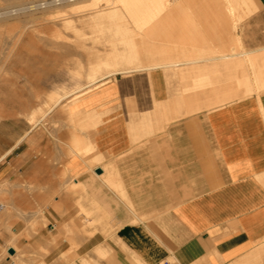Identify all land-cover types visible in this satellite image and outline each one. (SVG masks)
<instances>
[{
  "label": "crops",
  "instance_id": "0c3cea01",
  "mask_svg": "<svg viewBox=\"0 0 264 264\" xmlns=\"http://www.w3.org/2000/svg\"><path fill=\"white\" fill-rule=\"evenodd\" d=\"M209 17L216 24L202 41L209 56L116 74L106 85L83 95L73 111L101 113L96 127L82 131L80 124H71L68 131L67 117L56 111L61 127L54 133L64 160L55 163L46 157L57 150L45 136L41 155L26 157L29 145L24 138L29 131L15 132L13 123L0 126V187H18L25 178L50 182L51 174L63 165L77 176L76 182L88 187L90 197L107 206L106 213L119 225L118 237L132 253L117 249L100 264H163L168 257L177 264H248L264 252V89L251 94L242 90L244 58L252 86L264 83V75L257 78L254 73L260 66L264 70V64L252 68L247 62L248 57L264 59L263 31L246 39L249 50L233 46L252 28L262 29L263 15L235 30L222 24L221 16ZM197 81L201 89H195ZM84 138L104 156L102 163L91 166L77 154L67 155L70 142L82 148L84 143L78 140ZM107 177L120 182L127 202L103 186ZM4 210L0 205V221L7 225L10 216ZM23 227L18 224L14 231ZM42 234L48 237L45 229ZM9 238L4 231L0 243ZM97 241L92 239L91 245ZM50 250L43 260L48 264L58 258L56 248ZM261 261L264 257L252 264Z\"/></svg>",
  "mask_w": 264,
  "mask_h": 264
},
{
  "label": "rangeland",
  "instance_id": "374dc122",
  "mask_svg": "<svg viewBox=\"0 0 264 264\" xmlns=\"http://www.w3.org/2000/svg\"><path fill=\"white\" fill-rule=\"evenodd\" d=\"M81 1L82 2L79 5H76L80 7L78 8L79 10L77 9L78 12L75 13L74 11H72L74 12V14H67V17L66 16L58 17L55 19H51L54 15L48 14L40 20V19H29L24 16L25 14L23 12L25 10H29L25 7L28 6L27 3H29L30 1L29 2L28 0L24 1V4L21 5L18 3L14 4L8 0H0V13H1L0 14L1 15L0 16V35L5 34V35L0 36V46L2 44L1 46L2 48H0V56H1L0 57V94H1L0 96V126L4 123H9V124L13 123L12 125H14L15 132H19V131L22 132L26 130L29 131V133L24 138V141L26 142V144L29 145V150L25 154L26 157L27 155L29 156L30 155L40 156L41 155L42 149L40 147V143L42 142L43 140L42 138H44V136L47 138V141L50 142V144L54 148H56L55 150H57L59 141H58L57 136L54 135L55 134L54 132L59 131V128H60V124H59L60 119L58 117H55L56 115L55 112L57 110L59 112L62 111L63 115L67 117L68 131H69V126H71L73 122H75L74 124H80L81 126H83V127L79 126V129L82 131L88 130L89 127H96L101 122L102 114L96 113L97 111L95 110H92L91 111L92 113L91 112L89 113L86 110H83L80 112H74L73 109L75 108L77 101H79L83 95L88 94L106 85L111 80V78L114 75H116L112 73L111 75H108L107 81L106 83H104V85L96 84V82L93 84H90L89 86L87 85L89 82V80L87 79V75H89V73H91L94 69H96L95 67L98 68L99 66L102 68L100 69L99 74L105 73L107 71H112V69L114 68L113 66H110V65L106 66V64L104 65L102 64V62L106 63L109 61L110 64H113V62L111 61L116 60L115 55H117L118 53L119 54L117 56H119L120 54H121L120 57L125 56L123 59L119 58L122 60L123 62L122 66H124L125 68L128 69L129 67H131L134 69L136 68L135 66L140 67V69L127 72L126 74L134 73V72L149 71L143 68V66L141 67L140 64H142V60L144 61L142 65H144L145 67V66L153 65L154 61L156 64H159L161 62L162 63L171 62L172 64H176L179 62H189V61L195 60V58L201 59L203 58V56H209L208 52L206 54L204 53L208 51V49L203 46V42H202L203 37L208 36L207 35L208 32L213 31L214 29L213 27L216 25L213 20H210L209 15H213L217 17L221 16L223 19L222 24L226 25L227 28H231V29L233 28L234 30L236 29L235 26L238 27V25L239 26L242 25L243 27H246L247 25L250 24V22H252V20L257 15L259 14L263 15V22H261L260 24L262 26V29L257 30V29L252 28L247 35H245L244 33V36L241 41L239 40L233 41V46L239 49L242 48L244 52L249 50L245 43L247 38L255 37L257 35L256 31H259L258 33H261L263 31L262 35H264V10L260 11L259 13H254V11H251L255 7V5L252 2H250L251 5L244 6L243 9L240 8L239 10V8H237L236 16H232L230 14L223 13L224 11L223 7L222 5L221 6L219 5L218 7L217 0H191L189 1V3L186 1H183L182 10L185 8V10L183 11L178 9L180 7L179 1L172 0L170 2L171 9L168 11L173 12L172 13L173 16L167 17L166 19L165 15L168 13L163 12L159 17V20L157 21V23L159 24V29L157 31V36H156L157 38H156L155 46L153 45L154 49L153 48L150 49L149 47L140 49L138 52L139 54L138 53L136 54L137 56L134 55L135 53L133 52L131 47L125 44L123 45V43L119 41L117 42L118 38L121 36L115 35L114 29H112V33H111V30L108 28H107L108 30L106 29L107 31L104 30V32L98 31L95 28L97 24L95 22L94 23L92 22L91 24L87 22H86L87 24L84 22H78V24L80 25L79 29L77 30L78 32L73 31L71 29L65 30L67 31L66 35L71 36V37L68 36L69 40L71 41L74 40V42L83 41L85 43L86 46L84 48H80L78 50L79 52L77 51L72 54H66V53L64 54V51L61 52L59 48L56 49L55 47H52L51 49V47H47V46L41 47L42 44L39 43L40 42L39 38H48V39L56 40V39H61L60 37L58 38V35L60 34V32H62L63 34L66 33V32H63L64 30L62 31L61 27L53 25V21L59 20L63 22L64 18L65 20L75 19L77 21L81 17V15L87 12L85 10H88V9H91L97 6L99 7L101 5L109 4L112 2V0H93V2L89 1L87 3L82 4L85 1L84 0H81ZM115 1H116L115 4L117 5L118 0H115ZM42 2L44 1H41L40 3ZM80 5L83 6L82 10H81ZM85 5H87L86 8H85ZM19 6L20 8H18ZM45 6L46 5L42 6V10L48 9V7H45ZM56 6L58 7L64 6V4L61 3ZM21 7L24 8V10H22ZM66 8L70 9V7H66ZM216 8H218L217 11L219 13H216L217 12ZM244 10H246L247 12H245ZM5 12H7V14ZM239 15H242V17H240ZM238 17H240L241 19L240 18L238 19ZM79 20L81 21L83 19L80 18ZM104 20H105L104 23H106V26H107L109 23L108 19L104 18L103 21ZM17 21H20V22H17ZM22 22L23 23L25 22L26 24L25 23L22 24ZM4 23H7V24H4ZM181 23L183 24L187 23L186 26L188 25L189 29L187 28L185 30H181L179 28V25ZM21 26H23V28ZM85 26H88V27H85ZM43 28L45 29L43 30ZM186 30L187 31L189 30V31L187 32ZM84 31H85V34H84ZM96 31L98 32L97 34H96ZM93 33L94 35H92ZM13 35L14 36L16 35L15 36L16 39L19 40V43L21 41V44H18L17 46L13 45V43L15 42V41L13 42V40L15 39L13 38L14 37ZM77 35L78 37L76 39L75 36ZM18 37H21V38H18ZM29 38H32L33 40ZM34 39H36V41ZM31 40L33 44L35 43L34 45H36V47L32 48L31 44L26 45L24 43V42H28ZM113 40L116 41L115 42L116 44H113L111 42ZM106 44L109 45L110 47L108 46L106 47ZM118 46L120 48H118ZM49 48H50V51H49ZM193 48H199V50L196 53L186 52ZM45 49H47L48 51ZM155 50H157L158 52ZM145 51H147V56H146ZM39 52L42 54H40ZM150 52L152 55L150 54ZM214 53L224 54L225 52L222 50H216V52ZM129 54L134 55L133 56L134 60L130 61L128 59ZM79 55H82V57L81 56L78 57ZM154 55H155V58H154ZM37 56L38 58L40 57L41 59V60L39 59L40 61L39 60L36 61L38 59ZM139 56L140 58H138ZM169 57L171 59H169ZM32 58L35 61H33ZM43 59L44 61H42ZM149 61L153 63H150ZM250 61L253 63H251ZM250 61L248 62L251 63L249 64H250V67L252 68H255V67H258L264 64V59L260 61H252V60ZM44 63H48V64H44ZM86 63H87V70H86ZM30 64H32V66ZM258 70H255V73H256L255 77H257L258 75L257 73H259ZM76 74L79 76H77ZM245 74L246 76L242 80H244V82L246 80L250 84L249 88L251 86V88L253 89V91H251L250 93L261 92L262 90L261 91L256 90L257 85L260 86L261 83L259 82V84H257L256 86H252V84L249 82L250 78H249L248 72L245 71ZM242 76L243 74L241 75V77ZM105 78L106 77H104L103 79L101 78L99 80H104ZM37 79L40 80L39 83L37 82L38 81ZM77 79L79 82L81 79L83 83L82 82L79 83ZM237 79H238V85H239L241 79H239V77H237ZM196 83L197 85L198 83L201 85V86L198 85L199 86L198 89H201L202 83L199 81H197ZM79 85L83 87L81 88ZM98 86L100 87L97 88ZM31 88L32 89L34 88V90H32ZM36 88H38V90ZM67 89L69 90L68 92L66 91ZM31 90L33 94L30 93ZM242 90H243V93L248 94L246 92V87L244 84L242 85ZM36 91L40 93L38 94ZM55 91L58 92V94L61 92V94L48 95V94H51L50 92H53L52 94L56 93ZM76 92L78 93V96ZM64 93L66 94L68 93L67 97H65L66 94L64 95ZM75 94L77 97L75 96ZM72 95L74 96L72 97ZM52 96H56V99L60 96V99H61L60 101L62 103L59 101V103L53 109L49 111V107L52 106L56 101L55 99L52 98ZM46 98L47 99L49 98L48 102L51 101L49 105L48 103L46 104L47 102V100H45ZM51 98L52 100H50ZM30 99L35 103L33 104V102ZM42 99H44V101ZM52 101H53V104H52ZM43 104H46V106ZM32 107H34V109L35 108L39 109L40 107H44L43 111H41L40 113L38 111L37 113L38 115L36 118L37 119L36 125L30 124L31 123V113L33 112ZM58 107H60V109H58ZM30 108L32 109L30 110ZM68 108L71 110L68 111L67 110ZM44 112L45 113L47 112V113L45 114ZM68 112L70 113V115ZM71 112H74V113L71 114ZM72 127L74 128L73 130L74 133H76L75 131L76 127L75 126H72ZM64 129L65 128L63 126V130ZM38 132L39 134H43V135L41 136V138L36 139L34 138V134H38ZM84 139H86L87 141L86 143H88L92 147V145L90 144V140H88V138H84ZM86 143H84V146H86L85 145ZM70 144L72 146L78 145L76 141L74 144L73 140L70 142ZM87 154H89V156L97 157V159L93 163H91V166L102 163L104 161V156L97 150L95 145L92 147L91 151H88ZM67 155L68 156L72 155V150L68 149ZM46 157L50 160V162H55V163H58L61 158L58 150L54 151L53 149L51 150L49 155H46ZM61 160H64V157H62ZM62 164H64V161L62 162ZM56 173L57 174L55 175L53 173L51 174L50 182H42V181H37V180L35 182H27L25 180L26 178L24 180L23 178H21L20 180H23L24 182L20 181V186L15 187L13 185H10V186L5 187L6 190H0V205L5 204L4 209L6 210V212L7 211L9 213L11 212L10 214L8 213L10 216L9 217L10 219H8L7 225L6 223L5 225L3 224L4 220L0 223V236L2 235L4 231L7 232L10 236L8 241L7 239H5L4 243H0V264H48V263L43 262V260H44V257L48 256L51 253V250H50L51 247L56 248V252L58 256L57 260L52 262L51 264H100L103 260L105 259L109 260L110 257H113L112 255L114 253H117V249L131 254L132 252L129 250V248L126 245H124L122 243L121 238L118 237V233L120 232V230L118 229L119 225L114 223V220L112 219L111 214L106 213L107 206H102L97 201V199L90 197L89 194L87 193L88 187H86V185H84L83 183L77 188L70 186L69 183L71 182L72 178L75 176L72 175L69 170H66L63 165L59 169H57ZM71 176L72 178H70ZM104 180H105L103 181L104 187L107 186L110 189L114 190L120 196V199H119L120 201H125V202L128 201V198H125L123 196L122 187H121L120 182L110 180V179L108 181V179L106 178H104ZM58 181H61L63 185L65 182H67V184L64 187V190H66V193L68 194L65 193L66 194L65 195L64 193H62L63 191L61 187H59L58 189V185H57ZM31 186L33 189L32 188L30 189ZM2 187L3 186H1L0 188ZM56 189H58L57 192L59 191L57 194H55L56 192L55 193L52 192V190L56 191ZM60 189H61V193H60ZM10 190L13 192L12 196L10 195V192H11ZM28 192L34 193L36 196L34 197L20 196V194L22 195ZM51 192L54 193L53 195H55L56 197L51 195L52 194ZM15 201L20 203V205L16 203ZM14 203L17 209L15 207L14 208L12 207V205L15 206ZM21 207H22V210L19 209ZM18 209L20 210V212ZM74 210H77V212L73 213L72 211ZM15 211H17L16 212L17 214L15 213ZM22 211L25 213V216L23 215L24 213L22 214ZM46 212H49V213L46 214ZM18 214L19 215L21 214L20 217H18L19 216ZM135 222H138V220H135ZM18 224L24 227H23V230L16 233L14 231V227H16ZM44 229L47 231L48 237H44V235L42 234ZM12 237H16V243L19 244L20 256L17 258L19 259L18 260L19 262H17L16 259L11 258L8 253V250L6 249V247L10 245V239ZM83 238L85 239L83 240ZM98 238H99V243L97 241L96 245L95 244L91 245L92 239H94L95 241V239H98ZM33 240L36 243L34 246L32 244ZM60 242L62 243L61 244L62 246L59 248L58 243ZM108 242L112 244L114 243L115 247L113 248L112 246H110ZM163 244H164L163 246H166L165 243ZM87 245L88 247L86 248ZM133 255L134 254L131 255L132 259H133ZM263 257H264V252L260 255H255L251 257L250 259L251 261H249L248 264H252L253 261L262 259ZM168 260L169 262H163V264H177L173 258L168 257ZM263 262L264 261H261L260 264H262ZM133 263L136 264L135 262Z\"/></svg>",
  "mask_w": 264,
  "mask_h": 264
},
{
  "label": "bare ground",
  "instance_id": "6f19581e",
  "mask_svg": "<svg viewBox=\"0 0 264 264\" xmlns=\"http://www.w3.org/2000/svg\"><path fill=\"white\" fill-rule=\"evenodd\" d=\"M8 1H10V2H12V3H18V4H21V5H23L24 4V1H27V0H8ZM30 1V2H29ZM41 1H44V2H42V3H40ZM85 2H83L82 4H84V3H87V2H89V1H92L93 2V0H84ZM172 0H118V2H119V4H118V2H117V5L115 4L116 3V1L115 0H112V2L111 3H109V4H105V5H101V6H97V7H93V8H91V9H88V10H85V11H87L86 13H84L83 15H81V17L80 18H82L83 20H72V19H70V20H65V18H64V21L63 22H61V21H53V25H56V26H59V27H61V29H62V31L63 32H66L65 34H63L62 32H60V34L58 35V38L60 37L61 39H56V40H53V39H48V38H39L40 40V44H42L41 45V47L42 46H47V47H51V49H52V47H55L56 49L57 48H59L60 50H61V52L62 51H64V54L66 53V54H72V53H75V52H77L80 48H84L86 45H85V43L83 42V41H78V42H74V40L73 41H71V40H69V38H68V36H70V35H66L67 34V31H65L66 29H71V30H73V31H76V32H78L77 30L79 29V24H78V22H84V23H89V24H91L92 22L94 23H97L96 24V27H95V25H94V27L98 30V31H103L104 32V30H106L107 28L108 29H110L111 30V33H112V29H114V32H115V35H120L121 37H119L118 38V40H117V42L119 41V42H121V43H123V45L125 44V45H128L129 47H131L132 48V50H133V52L135 53L134 55H136L138 52H139V50L140 49H143V48H145V47H149L150 49L151 48H153V45L155 46V43H156V36H157V31H158V29H159V24L157 23V21L159 20V17H160V15L163 13V12H167L168 14H166L165 16V18L167 19V17H171V16H173L172 15V13L173 12H169L168 10H170L171 9V7H170V2H171ZM177 1H179V4H180V7L178 8V9H180V10H182V3H183V1H186V2H188L189 3V1H191V0H177ZM28 2L29 3H27V7H25V8H27V9H29V10H25L23 13L25 14L24 16L26 17V18H29V19H42L44 16H46V15H54L51 19H55V18H58V17H67V14H74V12L76 13V12H78L77 11V9L78 8H80V7H78V6H76V5H79L82 1L81 0H28ZM91 2V3H92ZM96 2V1H95ZM217 5H218V7H219V5L221 6L222 5V7H223V13H227V14H230V15H232V16H236V10H237V8H239V10H240V8H242L243 9V7L244 6H248V5H251V3L250 2H252L254 5H255V7H254V9H252L251 11H254V13H257L259 10H261V9H263L264 8V0H217ZM64 4V6H56V5H58V4ZM98 3H100V2H98ZM108 3V2H107ZM5 4V3H4ZM65 4H67V5H65ZM43 5H46L45 7H48V9L47 10H42V6ZM100 5V4H99ZM187 5V4H186ZM81 6V5H80ZM86 6L87 5H85V8H86ZM92 6V5H91ZM2 7V6H1ZM66 7H70V9L68 8H66ZM82 7L83 6H81V10H82ZM18 8H20V6L18 7ZM22 8V7H21ZM188 8V7H187ZM252 8V7H251ZM245 9V8H244ZM7 10V9H6ZM12 10H14V9H12ZM21 10V9H20ZM22 10H24V8H22ZM21 10V11H22ZM79 10V9H78ZM84 10V9H83ZM183 10H185V8L183 9ZM182 10V11H183ZM218 10V8H216V11ZM250 10V9H249ZM72 11H74V12H72ZM245 12H247L246 10H244ZM239 12V11H238ZM250 12V11H249ZM6 14H7V12H5ZM21 13V12H20ZM216 13H219L218 11L216 12ZM251 13V12H250ZM1 14V13H0ZM247 14V13H246ZM249 14V13H248ZM22 15V14H21ZM80 15V14H79ZM175 15V14H174ZM250 15V14H249ZM1 16V15H0ZM69 16V15H68ZM238 16V15H237ZM240 17H242V15H239ZM7 17V16H6ZM5 17V18H6ZM240 17H238V19L240 18ZM5 18H3V19H5ZM69 18V17H68ZM68 18H66V19H68ZM108 19V25L106 26V23H104L105 22V20L103 21V19ZM161 19V18H160ZM241 19V18H240ZM23 20V19H22ZM39 20V21H40ZM62 20V19H61ZM4 21H6V20H4ZM3 21V22H4ZM30 21V20H29ZM51 21V20H50ZM101 21V22H100ZM107 21V20H106ZM17 22H20V21H17ZM37 22V21H36ZM25 23V22H24ZM23 22H22V24H24ZM39 23V22H38ZM86 23V24H87ZM4 24H7V23H4ZM26 24V23H25ZM42 24H44V23H42ZM46 24V23H45ZM50 24V23H49ZM48 24V25H49ZM187 24V23H186ZM186 24H183V23H181L180 25H179V28L181 29V30H185V29H187L189 26L187 25L186 26ZM28 25V24H27ZM37 25V24H36ZM47 25V26H48ZM11 26V25H10ZM38 26V25H37ZM40 26V25H39ZM51 26V25H50ZM84 26V25H83ZM7 27V26H6ZM12 27V26H11ZM22 28H23V26H21ZM20 27V28H21ZM41 27V26H40ZM49 27V26H48ZM85 27H88V26H85ZM236 28H237V26H235ZM38 28V27H37ZM45 28H43V30H44ZM53 29V28H52ZM90 29V28H89ZM107 29V30H108ZM189 29V28H188ZM233 29V28H232ZM12 30V29H11ZM10 30V31H11ZM14 30V29H13ZM17 30V29H16ZM27 30V29H26ZM28 30H29V28H28ZM32 30V29H31ZM42 30V29H41ZM106 30V31H107ZM174 30V29H173ZM23 31V30H22ZM187 31V30H186ZM189 31V30H188ZM187 31V32H188ZM193 31V30H192ZM18 32V31H17ZM28 32V31H27ZM33 32V31H32ZM56 32V31H55ZM72 32V31H71ZM75 32V33H76ZM3 33V32H2ZM13 33V32H12ZM19 33V32H18ZM23 33V32H22ZM69 33V32H68ZM98 32L96 31V34H97ZM108 33V32H107ZM21 34V33H20ZM39 34V33H38ZM52 34V33H51ZM56 34V33H55ZM77 34V33H76ZM83 34V33H82ZM84 34H85V31H84ZM90 34V33H89ZM100 34V33H99ZM103 34V33H102ZM109 34H110V32H109ZM2 35H5V34H2ZM2 35H0V36H2ZM9 35V34H8ZM35 35V34H34ZM49 35V34H48ZM79 35V34H78ZM78 35L77 36H75L76 37V39H77V37H78ZM92 35H94V33L92 34ZM114 35V36H115ZM10 36V35H9ZM14 36V35H13ZM16 36V35H15ZM13 37V38H15L14 40H13V45L14 46H17L18 44H21V41H20V43H19V40L18 39H16V37ZM20 36V35H19ZM28 36V35H27ZM43 36H44V34H43ZM85 36V35H84ZM96 36V35H95ZM153 36H155V37H153ZM11 37V36H10ZM52 37V36H51ZM71 37V36H70ZM81 37V36H80ZM94 37V36H93ZM97 37V36H96ZM116 37V36H115ZM238 37H240V36H238ZM4 38V37H3ZM12 38V39H13ZM18 38H21V37H18ZM28 38V37H27ZM26 38V39H27ZM56 38V37H55ZM73 38H74V36H73ZM86 38V37H85ZM89 38V37H88ZM91 38V37H90ZM111 38V37H110ZM151 38V39H150ZM29 39H32V38H29ZM38 39V38H37ZM72 39V38H71ZM99 39V38H98ZM112 39V38H111ZM2 40H4V39H2ZM21 40V39H20ZM23 40V39H22ZM28 40V39H27ZM33 40V39H32ZM32 40L31 41H28V42H24L26 45L27 44H31L32 45V48H34V47H36V45H34L33 43H32ZM35 41H36V39H34ZM34 41V42H35ZM95 41V40H94ZM158 41V40H157ZM9 42V41H8ZM113 44H116L115 42V40H113V41H111ZM110 42V43H111ZM104 43V42H103ZM107 43V42H106ZM153 43V44H152ZM4 44V43H3ZM24 44V45H25ZM38 44V43H37ZM39 44V45H40ZM119 44V43H118ZM30 45V46H31ZM1 46H2V44H1ZM0 46V48H2ZM3 46H5V45H3ZM110 47L109 45H107L106 44V47ZM20 47V46H19ZM25 47V46H24ZM29 47V46H28ZM28 47H26V48H28ZM124 47V46H123ZM14 48V47H13ZM30 48V47H29ZM38 48H40V47H38ZM45 48V47H44ZM54 48V49H55ZM113 48H115V47H113ZM118 48H120L119 46H118ZM117 48V49H118ZM5 49V48H4ZM6 49H7V47H6ZM21 49H22V47H21ZM31 49V48H30ZM36 49V48H35ZM55 49V50H56ZM87 49H88V47H87ZM103 49V48H102ZM109 49V48H108ZM154 49V48H153ZM156 49H158V48H156ZM38 50V49H37ZM42 50V49H41ZM40 50V51H41ZM45 50H47V49H45ZM44 50V51H45ZM146 50V49H145ZM7 51V50H6ZM9 51V50H8ZM25 51V50H24ZM35 51V50H34ZM33 51V52H34ZM48 51V50H47ZM49 51H50V48H49ZM109 51V50H108ZM153 51V50H152ZM155 51H157V50H155ZM164 51V50H163ZM166 51V50H165ZM17 52V51H16ZM15 52V53H16ZM54 52V51H53ZM56 52V51H55ZM79 52V51H78ZM112 52V51H111ZM116 52V51H115ZM146 52V56H147V51H145ZM158 52V51H157ZM242 52H244V51H242ZM250 52V51H249ZM9 53H11V52H9ZM14 53V52H13ZM27 53H29V52H27ZM32 53V52H31ZM36 53H37V51H36ZM40 53V52H39ZM38 53V54H39ZM45 53V52H44ZM59 53V52H58ZM117 53V52H116ZM153 53V52H152ZM159 53H160V51H159ZM258 53V52H257ZM23 54V53H22ZM40 54H42V53H40ZM60 54V53H59ZM78 54V53H77ZM76 54V55H77ZM80 54V53H79ZM107 54V53H106ZM111 54V53H110ZM109 54V55H110ZM115 54V53H114ZM119 54V53H118ZM117 54V55H118ZM139 54V53H138ZM150 54H151V52H150ZM235 54V53H234ZM234 54L232 55V56H234ZM260 54V53H259ZM108 55V56H109ZM117 55H115V58H116V60L115 61H111V62H113V64H110V62L108 61V62H102V64H106V66L107 65H110V66H113L114 68L112 69V71H107V72H105V73H100L99 74V71H100V69H102L101 67H99L98 65V68L97 67H95L96 69H94L91 73H89V75H87V79L89 80V82H88V86L90 85V84H93V83H95L96 82V84H99V85H104V83H106V81H107V78H108V75H111V73L112 74H126L127 72H131V71H133V70H138V69H140V67L139 66H135L136 68H131V67H129L128 69L127 68H125L124 66H122L123 65V62H122V60L121 59H123L125 56H121L120 57V55L119 56H117ZM133 54L132 55H130L129 54V56H128V59L131 61V60H134L133 59V56H134ZM152 55V54H151ZM156 55H157V53H156ZM70 56V55H69ZM82 57V55H79L78 57ZM137 56V55H136ZM149 56V55H148ZM243 56V55H242ZM242 56H241V58H242ZM1 57V56H0ZM12 57V56H11ZM10 57V58H11ZM24 57V56H23ZM33 57V56H32ZM42 57V56H41ZM106 57H107V55H106ZM152 57V56H151ZM204 57V56H203ZM245 57V56H244ZM243 57V58H244ZM247 57V56H246ZM258 57H260V56H258ZM7 58V57H6ZM5 58V59H6ZM16 58H18V57H16ZM37 58H38V56H37ZM119 58H121V59H119ZM127 58V57H126ZM138 58H140V56L138 57ZM154 58H155V55H154ZM226 58V57H225ZM250 60H252V57H248ZM9 59V58H8ZM14 59V58H13ZM33 59V58H32ZM31 59V60H32ZM40 59V57L36 60V61H38ZM57 59V58H56ZM63 59V58H62ZM104 59H106V58H104ZM114 59V58H113ZM136 59V58H135ZM169 59H171L170 57H169ZM196 59V58H195ZM245 59V58H244ZM243 59V61H242V69L244 70V72H245V60ZM247 59V58H246ZM247 60V62L248 61H250V60ZM253 59H255L254 57H253ZM256 59H257V57H256ZM41 60V59H40ZM39 60V61H40ZM121 60V61H120ZM155 60V59H154ZM153 60V61H154ZM166 60V59H165ZM180 60H182V59H180ZM30 61V60H29ZM33 61H35L34 59H33ZM42 61H44V59L42 60ZM89 61V60H88ZM100 61H102V60H100ZM105 61V60H104ZM140 61H141V59H140ZM147 61V60H146ZM151 61V60H150ZM149 61V62H150ZM187 61V60H186ZM199 61V60H198ZM257 61V60H256ZM15 62V61H14ZM48 62V61H47ZM139 62V61H138ZM143 60H142V64H143ZM159 62V61H158ZM157 62V63H158ZM161 62V61H160ZM251 62V61H250ZM249 62V63H250ZM5 63V62H4ZM3 63V64H4ZM33 63V62H32ZM89 63V62H88ZM93 63H95V62H93ZM101 63V62H100ZM150 63H153V62H150ZM162 63V62H161ZM159 63V64H156L155 63V61H154V64L153 65H149V66H145L144 67V65H142V64H140L141 65V67L143 66V68H145V69H147V70H152V69H154V68H156V67H162V66H168L169 67V65H172V63L171 62H166V63ZM251 63H253V62H251ZM250 63V64H251ZM44 64H48V63H44ZM80 64H82V63H80ZM249 64V65H250ZM257 64V63H256ZM31 66H32V64H30ZM35 65H36V63H35ZM27 66V65H26ZM24 67V66H23ZM83 67V66H82ZM109 67V66H108ZM29 68V67H28ZM31 68V67H30ZM32 68H34V67H32ZM37 68V67H36ZM40 68V67H39ZM92 68V67H91ZM164 68V67H163ZM177 68V67H176ZM93 69V68H92ZM132 69V70H131ZM165 69V68H164ZM33 70V69H32ZM49 70V69H48ZM82 70V69H81ZM86 70H87V63H86ZM34 71V70H33ZM37 71V70H36ZM49 72V71H48ZM257 72V71H256ZM258 72L259 73H257L258 75H257V77H261L262 75H264V70H263V68H262V66H260V68H259V70H258ZM40 73H41V71H40ZM74 73H75V71H74ZM80 73V72H79ZM85 73H87V72H85ZM84 73V74H85ZM254 73H255V71H254ZM30 74V73H29ZM256 74V73H255ZM77 75V74H76ZM76 75H74V76H76ZM246 75V74H245ZM34 76V75H33ZM77 76H79V75H77ZM27 77H29V76H27ZM31 77V76H30ZM104 77H106L104 80H99V79H103ZM34 78V77H33ZM76 78V77H75ZM81 78V77H80ZM115 78V77H114ZM86 79V78H85ZM84 79V80H85ZM86 79V80H87ZM110 79V78H109ZM116 79V78H115ZM38 80V79H37ZM76 80V79H75ZM258 80V79H257ZM3 81V80H2ZM36 81V80H35ZM39 81L40 80H38L37 82L39 83ZM77 81H78V79H77ZM260 81V80H259ZM79 82V81H78ZM80 82H82V80L80 79ZM79 82V83H80ZM260 82H262V81H260ZM264 82V81H263ZM30 83V82H29ZM79 83H77V84H79ZM83 83V82H82ZM256 83V82H255ZM243 84L245 85V87H246V92L248 93V94H251L250 92L251 91H253V89L251 88V86H250V88H249V83H246V82H244V80H243ZM262 84V83H261ZM260 84V86H258L257 85V87H256V90L257 91H261V90H263L264 89V83L261 85ZM2 85V84H1ZM40 85V84H39ZM198 85L199 86H201L199 83H198ZM197 85V83H195V89H197V88H199V86ZM32 86V85H31ZM80 86V85H79ZM38 87V86H37ZM81 87V86H80ZM83 87V86H82ZM81 87V88H82ZM100 86H98L97 88H99ZM79 88V87H78ZM32 89V88H31ZM37 90H38V88H36ZM255 89V88H254ZM32 90H34V88L32 89ZM32 90H31V92L30 93H32L33 94V92H32ZM67 92L69 91L68 89L66 90ZM73 91V90H72ZM256 91V92H257ZM37 92V91H36ZM56 92V91H55ZM64 92H65V90H64ZM79 92V91H78ZM38 93V92H37ZM40 93V92H39ZM38 93V94H39ZM51 94H48V95H55V94H58V92H56V93H54V94H52L53 92H50ZM70 93V92H69ZM77 93V92H76ZM35 94V93H34ZM59 94H61V92L59 93ZM58 94V95H59ZM66 93H64V95H65ZM183 94V93H182ZM57 95V96H58ZM63 95V94H62ZM63 95V96H64ZM67 95H68V93L65 95V97H67ZM0 96H1V94H0ZM32 96V95H31ZM38 96V95H37ZM41 96H42V94H41ZM74 95H72V97H73ZM75 96H76V94H75ZM77 96H78V93H77ZM76 96V97H77ZM51 97V96H50ZM49 97V98H50ZM48 98V99H49ZM52 98L53 99H55L56 101H55V103L53 104V101H52V106H50L49 107V111L51 110V109H53L58 103H59V101L61 100L60 99V96L56 99V96H52ZM52 98L50 99V100H52ZM32 99V98H31ZM30 99V100H31ZM47 98L45 99V100H47V102H46V104L48 103V105H49V103L51 102H48L49 100H48ZM64 99V98H63ZM75 99V98H74ZM34 100V99H33ZM43 101H44V99H42ZM32 101V100H31ZM33 102V101H32ZM31 102V103H32ZM61 102V101H60ZM78 102V101H77ZM35 102H33V104H34ZM62 103V102H61ZM46 104H43V105H45L46 106ZM38 105V104H37ZM40 105V104H39ZM47 105V106H48ZM35 106V105H34ZM38 107V106H37ZM61 107V106H60ZM60 107H58V109H60ZM66 107V106H65ZM33 108V112L31 113V123L30 124H32V125H36V122H37V113H38V111H39V113L41 112V111H43V108L44 107H40L39 109H34V107H32ZM32 108H30V110L32 109ZM19 110V109H18ZM47 110V109H46ZM56 110V109H55ZM63 110V109H62ZM68 111H70L71 109H67ZM83 110V109H82ZM58 111V110H57ZM96 111V110H95ZM62 112V111H61ZM60 112V113H61ZM87 112H91L90 110H88ZM45 113V112H44ZM47 113V112H46ZM45 113V114H46ZM56 113H59V111L58 112H56ZM59 113V114H60ZM65 113H66V111H65ZM69 113V112H68ZM72 113H74V112H71V114ZM88 113V114H89ZM92 113V112H91ZM96 113H98V112H96ZM18 114V113H17ZM63 114V113H62ZM54 115H55V113H54ZM69 115H70V113H69ZM61 116H63V115H61ZM97 116H98V114H97ZM100 116V115H99ZM55 117H57L56 115H55ZM60 117V116H59ZM85 117V116H84ZM46 118V117H45ZM97 118V117H96ZM99 118V117H98ZM40 119V118H39ZM39 121V120H38ZM97 122V121H96ZM100 122V121H99ZM75 122H73V124H74ZM66 124V123H65ZM44 125V124H43ZM61 127V126H60ZM55 128V127H54ZM42 132V131H41ZM28 134V133H27ZM38 134H39V132H38ZM54 134V133H53ZM56 134H58L59 135V132H57ZM55 135V134H54ZM31 137V136H30ZM37 137V136H36ZM59 138V137H58ZM61 138V137H60ZM57 141V140H56ZM58 142V141H57ZM78 142H80V143H85L86 142V140L85 139H79L78 140ZM71 147V150H72V154H77L78 156H80L81 158H83L89 165H91V163H93V161H94V158H93V156H89V154H87L88 153V151H91V149H92V147L90 146V145H88V146H84V147H80V144H78L77 146H70ZM10 153V152H9ZM81 162H82V160H81ZM87 164V165H88ZM92 169V168H91ZM79 176V175H78ZM75 177H77V176H75ZM75 177H73L72 178V176L70 177V178H72V180H71V182L69 183L70 184V186H72V187H75V188H77L78 186H80V185H82V183L81 182H76V178ZM106 179H108V181H109V178L107 177ZM70 180V179H69ZM67 181V180H66ZM105 181V180H104ZM65 182V181H64ZM107 183V182H106ZM64 184H66V183H64ZM58 185V189H59V184H57ZM62 186V185H61ZM10 188V187H9ZM32 188V186L30 187V189ZM36 188V187H35ZM66 188H67V186H66ZM65 188V189H66ZM4 190L5 188L4 187H2V188H0V190ZM33 189V188H32ZM58 189H56V191H53L52 190V192H56L55 194H57L58 192H57V190ZM62 191H64L63 189V186H62ZM61 189H60V193H61ZM55 190V189H54ZM69 191V190H68ZM67 191V192H68ZM7 192V191H6ZM51 192V193H52ZM65 193H66V190L64 191ZM54 193H52L51 195H53ZM59 193V194H60ZM11 194V193H10ZM16 194V193H15ZM19 194V193H18ZM66 194H68V193H66ZM65 194V195H66ZM21 195V194H20ZM53 196H55V195H53ZM56 197V196H55ZM68 200V199H67ZM16 202V201H15ZM16 203H18V202H16ZM13 204V203H12ZM19 205H20V203H18ZM17 204V205H18ZM63 204V203H62ZM3 205V204H2ZM8 205H10V204H8ZM14 205H15V203H14ZM3 206H5V204L3 205ZM12 207L14 208H16V205L15 206H13L12 205ZM19 207V206H18ZM17 209V208H16ZM20 210H22V207L21 208H19ZM18 209V210H19ZM17 210V211H18ZM20 210H19V212H20ZM17 211H15V213L17 212ZM24 211V210H23ZM22 211V214L25 212H23ZM2 212H3V210H2ZM8 212V211H7ZM7 212H5L6 214H7ZM9 213V212H8ZM11 213V212H10ZM9 213V214H10ZM6 214H5V216H6ZM17 214V213H16ZM19 215V214H18ZM21 215V214H20ZM20 215L18 216V217H20ZM24 216H25V213L23 214ZM22 215V216H23ZM27 215V214H26ZM4 216V215H3ZM14 216V215H13ZM23 216V217H24ZM9 217V216H8ZM3 218V217H2ZM6 218V217H5ZM27 218V217H26ZM10 219V218H9ZM23 220H24V218H23ZM27 220V219H26ZM1 222V221H0ZM4 223V225H5V222H3ZM8 223V222H7ZM6 227V226H5ZM10 227V226H9ZM8 227V228H9ZM12 227V226H11ZM23 233V232H22ZM14 235H16V234H14ZM85 238H83V240H84ZM12 240V239H11ZM8 241V240H7ZM18 241V240H17ZM9 247H13L14 249H15V253L12 255V254H10L11 256H12V258L13 259H16L17 260V262H19L18 260L19 259H17L19 256H20V254H19V246L17 245V243H16V237H14L13 238V241H12V244H10V245H8V247H6V249H8ZM22 258H23V256H22ZM21 259V258H20ZM14 261V260H13Z\"/></svg>",
  "mask_w": 264,
  "mask_h": 264
},
{
  "label": "water",
  "instance_id": "95a60500",
  "mask_svg": "<svg viewBox=\"0 0 264 264\" xmlns=\"http://www.w3.org/2000/svg\"><path fill=\"white\" fill-rule=\"evenodd\" d=\"M97 172H98V173H101V170H98ZM8 252H9L10 254H14V253H15V250H14V248H9V249H8Z\"/></svg>",
  "mask_w": 264,
  "mask_h": 264
}]
</instances>
